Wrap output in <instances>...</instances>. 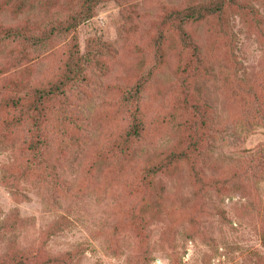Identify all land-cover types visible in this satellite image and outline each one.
I'll return each mask as SVG.
<instances>
[{
  "label": "rangeland",
  "instance_id": "374dc122",
  "mask_svg": "<svg viewBox=\"0 0 264 264\" xmlns=\"http://www.w3.org/2000/svg\"><path fill=\"white\" fill-rule=\"evenodd\" d=\"M207 1L100 3L79 47L97 37L110 52L70 99L81 129L42 120L40 167L26 97L53 82L68 40L0 42V264H264V0L185 27L195 71L177 37L154 44L166 11ZM47 2L0 0V36L68 15Z\"/></svg>",
  "mask_w": 264,
  "mask_h": 264
},
{
  "label": "trees",
  "instance_id": "16d2710c",
  "mask_svg": "<svg viewBox=\"0 0 264 264\" xmlns=\"http://www.w3.org/2000/svg\"><path fill=\"white\" fill-rule=\"evenodd\" d=\"M64 8L68 13L62 20H58L50 24L46 28H41L36 24L35 28L15 29V28H2L1 41H24L33 47L43 46L50 43L55 37H62L68 40L66 47V54L64 62L58 68L55 79L52 83L47 82L45 87H38L28 93L26 98L29 99L30 118L34 119L36 124V137L30 141V151L36 154L38 161L37 167L46 161V152L43 149L45 140L43 138V130L45 123L42 120L58 121L62 128H65V121L78 130L81 129V120L78 115H74L71 109H74L73 103L70 101L72 95H77L92 82V72H100L104 66L105 54L110 52V45L103 41L101 38L90 37L85 42L84 51L81 52L79 47L77 29L84 22L89 21L95 15L96 7L106 0H66ZM230 0H208L204 4L195 5L183 9H171L166 11L160 18L159 23L156 25L157 37L154 40L156 49L160 51L161 45L165 37L178 38L180 44L179 48L182 54L190 55L188 60H184V71L189 69L195 71L192 67L193 59L197 56L198 46L194 39L187 33L186 26L191 22L210 18L212 16H221L224 12V5ZM47 7L50 9L56 6V0L47 2ZM123 24L122 27H124ZM105 53V54H104ZM186 54V55H188ZM160 54L159 57H162ZM189 57V55H188ZM138 86L128 97V100L137 99ZM11 105L16 107L22 101V98L11 97L9 98ZM73 113V114H72ZM196 115V114H195ZM140 120L135 121L129 128L127 133V140L139 136ZM37 152V153H36ZM44 169V167H41ZM35 169V168H34ZM34 169H30L34 170ZM160 167H147L144 169V179H152ZM142 176V177H143ZM53 180V177H51Z\"/></svg>",
  "mask_w": 264,
  "mask_h": 264
}]
</instances>
